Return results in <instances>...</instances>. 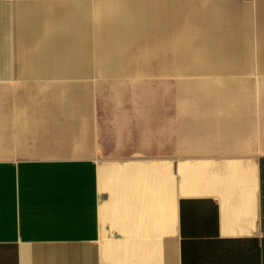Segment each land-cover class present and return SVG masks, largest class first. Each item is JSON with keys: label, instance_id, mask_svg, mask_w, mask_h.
Returning a JSON list of instances; mask_svg holds the SVG:
<instances>
[{"label": "crops", "instance_id": "obj_1", "mask_svg": "<svg viewBox=\"0 0 264 264\" xmlns=\"http://www.w3.org/2000/svg\"><path fill=\"white\" fill-rule=\"evenodd\" d=\"M192 1L239 50L217 81H264V0ZM90 10L0 0V264H264V89L175 74L102 123Z\"/></svg>", "mask_w": 264, "mask_h": 264}, {"label": "rangeland", "instance_id": "obj_2", "mask_svg": "<svg viewBox=\"0 0 264 264\" xmlns=\"http://www.w3.org/2000/svg\"><path fill=\"white\" fill-rule=\"evenodd\" d=\"M87 1L94 25L91 45L95 57L103 63L99 66V81L95 82L96 90L103 96L97 98L102 123L109 121L106 112L112 100L158 106L161 91L171 85L175 74L183 75L179 84L187 88L194 84L193 74H209L215 79L210 82L217 87L229 84L233 88L243 85L244 89H264V81L259 80L217 81L220 77H239L229 76L239 73V66L229 65L238 60L239 50L232 49L230 39L225 43L224 19L215 17L218 13L209 2ZM117 38L115 42L113 39Z\"/></svg>", "mask_w": 264, "mask_h": 264}, {"label": "bare ground", "instance_id": "obj_3", "mask_svg": "<svg viewBox=\"0 0 264 264\" xmlns=\"http://www.w3.org/2000/svg\"><path fill=\"white\" fill-rule=\"evenodd\" d=\"M45 186H47V183L45 184ZM45 186H44V187H45ZM45 191H46V190H45ZM45 191H44V192H45ZM44 192H43V194H44V197L46 198V195H48V194H45ZM33 197H34V196H33ZM48 198H49V196L47 197V200H49ZM30 199H31V203H32V202H33V198L31 197ZM27 201H28V200H27ZM7 231H8V229H7ZM2 235H3V234H2ZM7 235H9V234L7 233Z\"/></svg>", "mask_w": 264, "mask_h": 264}]
</instances>
